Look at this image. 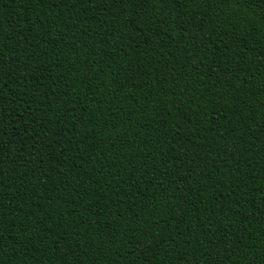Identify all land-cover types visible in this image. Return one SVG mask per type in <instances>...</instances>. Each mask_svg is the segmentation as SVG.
<instances>
[{
	"label": "trees",
	"instance_id": "obj_1",
	"mask_svg": "<svg viewBox=\"0 0 264 264\" xmlns=\"http://www.w3.org/2000/svg\"><path fill=\"white\" fill-rule=\"evenodd\" d=\"M0 264H264V0H0Z\"/></svg>",
	"mask_w": 264,
	"mask_h": 264
}]
</instances>
